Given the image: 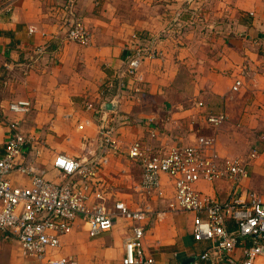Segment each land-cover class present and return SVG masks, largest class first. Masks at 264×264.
Instances as JSON below:
<instances>
[{"label":"crops","instance_id":"1","mask_svg":"<svg viewBox=\"0 0 264 264\" xmlns=\"http://www.w3.org/2000/svg\"><path fill=\"white\" fill-rule=\"evenodd\" d=\"M63 1L0 0V158L8 123L23 120L22 131L42 145L36 167L54 183L64 179L53 169L55 156L90 159L98 154L101 120L115 113L103 109L109 103L101 104L100 92L121 66L132 35L158 33L170 13L186 9L185 0H80L78 13L91 34L90 44L81 46L65 38ZM202 5L204 21L192 23L184 13L182 36L162 41L158 48L163 58L143 64L139 97L119 108L126 119L119 129V150L98 173L109 208L117 201L130 208L143 201L163 212L144 224V253L156 264H192L206 246L193 238L191 214L167 210L174 187L166 175L158 193L138 192L141 167L127 155L131 143L165 151L191 145L198 136L212 137L221 157L246 162V177L238 184L199 182L197 189L222 201L247 192L264 200V0H202ZM39 47L43 54H37ZM236 80L242 85L234 91ZM19 100L32 104L24 117L9 110ZM210 113H224L226 119L212 126L206 121ZM253 149L257 154L251 158ZM9 179L14 186L30 183L16 173ZM133 225L122 221L90 238L77 221L48 257L122 264ZM251 244V238L240 239L233 263L224 264H241L243 247ZM42 262L24 256L13 234L0 233V264Z\"/></svg>","mask_w":264,"mask_h":264},{"label":"built area","instance_id":"2","mask_svg":"<svg viewBox=\"0 0 264 264\" xmlns=\"http://www.w3.org/2000/svg\"><path fill=\"white\" fill-rule=\"evenodd\" d=\"M79 1H63L65 38L88 46L91 34L78 13ZM185 8L184 12L170 13L166 26L158 33L132 35V42L124 47L126 54L121 66L100 92L101 104L109 103L113 109L107 111L115 113L101 120L98 154L90 159L55 156L52 166L62 174V182L47 180L36 167L42 145L22 131L23 120L8 123L10 132L0 158V233L13 234L24 256L43 261L42 264H77L72 258L48 257L49 252L59 248L61 237L70 233L77 221L83 222L90 238L128 221L134 225L124 245L122 264H156L153 257L144 253V224L153 216L160 218L163 212L143 201L134 208L117 201L109 208L98 183V173L119 150V129L126 121L119 115V108L123 101L139 97L145 82L143 64L163 58L158 48L162 41L182 36L187 27L184 13L189 14L192 23L204 21L202 0H185ZM36 52L43 54L45 50L39 47ZM241 85V80H236L232 90ZM9 110L24 117L32 110V104L29 100L15 101L9 104ZM225 119L224 113H210L206 117L207 123L215 127ZM256 154L257 150L253 149L250 157ZM127 155L141 167L138 192L158 193L161 176L166 175L174 187V197L167 203V210L193 216V238L206 247L192 264L233 263L231 255L242 238H251L252 244L243 247L245 258L241 264H264L262 197L256 192H247L222 201L197 189L199 182L225 180L238 184L246 177L245 161L221 157L215 151V139L205 136H198L191 145L176 144L165 151H154L136 141L128 146ZM13 173L28 177L29 185L14 186L9 179Z\"/></svg>","mask_w":264,"mask_h":264},{"label":"water","instance_id":"3","mask_svg":"<svg viewBox=\"0 0 264 264\" xmlns=\"http://www.w3.org/2000/svg\"><path fill=\"white\" fill-rule=\"evenodd\" d=\"M106 110H112V106L110 104H107V106L105 107ZM191 261L186 262L185 264H189Z\"/></svg>","mask_w":264,"mask_h":264},{"label":"rangeland","instance_id":"4","mask_svg":"<svg viewBox=\"0 0 264 264\" xmlns=\"http://www.w3.org/2000/svg\"><path fill=\"white\" fill-rule=\"evenodd\" d=\"M124 223V222H123Z\"/></svg>","mask_w":264,"mask_h":264}]
</instances>
